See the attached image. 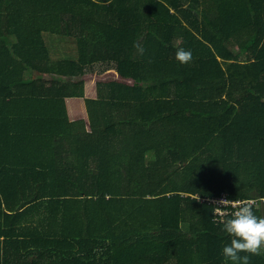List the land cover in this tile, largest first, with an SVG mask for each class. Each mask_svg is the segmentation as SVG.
I'll return each instance as SVG.
<instances>
[{
	"label": "trees",
	"instance_id": "16d2710c",
	"mask_svg": "<svg viewBox=\"0 0 264 264\" xmlns=\"http://www.w3.org/2000/svg\"><path fill=\"white\" fill-rule=\"evenodd\" d=\"M222 195L264 216V0H0V236L18 257L225 264Z\"/></svg>",
	"mask_w": 264,
	"mask_h": 264
},
{
	"label": "clouds",
	"instance_id": "9594fccd",
	"mask_svg": "<svg viewBox=\"0 0 264 264\" xmlns=\"http://www.w3.org/2000/svg\"><path fill=\"white\" fill-rule=\"evenodd\" d=\"M133 47L138 55L144 54L145 49L140 43H134ZM175 59L181 64L189 63L192 52L177 47ZM215 205L217 212L230 206L233 208L230 214L222 215L220 219L222 231L230 238L221 249L225 264H250L251 256L264 255V216L255 214V203L221 199Z\"/></svg>",
	"mask_w": 264,
	"mask_h": 264
},
{
	"label": "crops",
	"instance_id": "0c3cea01",
	"mask_svg": "<svg viewBox=\"0 0 264 264\" xmlns=\"http://www.w3.org/2000/svg\"><path fill=\"white\" fill-rule=\"evenodd\" d=\"M36 205H34L35 207L38 206H42V207H46L48 206L46 203H35ZM52 206V205H51ZM63 209L64 208H72L74 209L75 206H78L77 204H75L74 202H67L64 203L63 205H60ZM50 207V206H49ZM32 213L29 214V218H30V223H42L44 222V217L49 215V212L46 211V213H44L41 210V213L36 211V210H32ZM73 212V210H72ZM39 215H41V219L38 217ZM37 218H39L40 220H38ZM44 219V220H42ZM42 227V225H41ZM43 229L46 231V236L48 237V227H43ZM6 239H9L11 241H13V244L10 245H5V241ZM17 239L15 236H8L7 238H4V236H0V264H14L15 262H18L20 260H26L28 262H32L35 261L37 262V264H46V262L48 261V258L45 259L46 255H44L45 257H41L39 255H37L36 253H31L29 254V256L27 258L24 257H18L16 254V247H15V243L14 240ZM16 245L18 246V243H16ZM22 245L23 243H20L21 246V255L23 256L24 250L22 249Z\"/></svg>",
	"mask_w": 264,
	"mask_h": 264
},
{
	"label": "rangeland",
	"instance_id": "374dc122",
	"mask_svg": "<svg viewBox=\"0 0 264 264\" xmlns=\"http://www.w3.org/2000/svg\"><path fill=\"white\" fill-rule=\"evenodd\" d=\"M45 42L50 50L52 58L72 57L76 54V47L70 40L58 35L45 34ZM104 65L96 63L95 69H100Z\"/></svg>",
	"mask_w": 264,
	"mask_h": 264
},
{
	"label": "built area",
	"instance_id": "2783aa9c",
	"mask_svg": "<svg viewBox=\"0 0 264 264\" xmlns=\"http://www.w3.org/2000/svg\"><path fill=\"white\" fill-rule=\"evenodd\" d=\"M221 199H227L224 195L220 196L218 199H212L213 201H219ZM234 202H238V201H253L252 199H248V200H233ZM233 211V208L230 206V207H227V208H224L222 209L220 212H217L216 209H215V213L217 214V216L221 219V216L222 215H225V214H229Z\"/></svg>",
	"mask_w": 264,
	"mask_h": 264
}]
</instances>
